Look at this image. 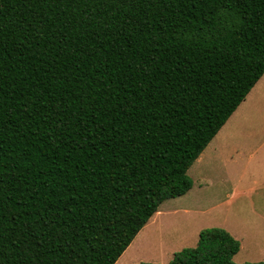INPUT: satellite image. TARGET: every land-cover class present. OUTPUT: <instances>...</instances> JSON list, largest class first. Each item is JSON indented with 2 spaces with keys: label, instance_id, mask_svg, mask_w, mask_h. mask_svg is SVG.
I'll list each match as a JSON object with an SVG mask.
<instances>
[{
  "label": "trees",
  "instance_id": "1",
  "mask_svg": "<svg viewBox=\"0 0 264 264\" xmlns=\"http://www.w3.org/2000/svg\"><path fill=\"white\" fill-rule=\"evenodd\" d=\"M263 74L264 0H0V264H115Z\"/></svg>",
  "mask_w": 264,
  "mask_h": 264
},
{
  "label": "rangeland",
  "instance_id": "2",
  "mask_svg": "<svg viewBox=\"0 0 264 264\" xmlns=\"http://www.w3.org/2000/svg\"><path fill=\"white\" fill-rule=\"evenodd\" d=\"M200 156L191 189L162 202L115 264H166L213 227L239 241L235 263L264 261V75Z\"/></svg>",
  "mask_w": 264,
  "mask_h": 264
},
{
  "label": "crops",
  "instance_id": "3",
  "mask_svg": "<svg viewBox=\"0 0 264 264\" xmlns=\"http://www.w3.org/2000/svg\"><path fill=\"white\" fill-rule=\"evenodd\" d=\"M263 75H264V74H263ZM263 75H262V76H263ZM260 79H261V78H260ZM260 79H259V80H260ZM259 80L257 81V83L259 82ZM257 83H256V84L254 85V87L250 90V92L248 93L247 96L250 95L251 91H253V89L255 88V86L257 85ZM247 96H246V97H247ZM224 125H225V124H224ZM224 125H223V126H224ZM223 126H222V127H223ZM221 129H222V128H221ZM221 129H220V130H221ZM220 130H219V131H220ZM219 131H218V132H219ZM217 134H218V133H217ZM217 134H216V135H217ZM215 137H216V136H215ZM215 137H214V138H215ZM214 138H213V139H214ZM204 163H205L204 157H203V156H199V157L195 160V162H194L193 164H199V165H201V164H204ZM193 164H192V165H193ZM191 167H192V166H191ZM191 167L189 168V170L191 169ZM189 170H188V171H189ZM155 215H158V212H156V213L154 214V216H155Z\"/></svg>",
  "mask_w": 264,
  "mask_h": 264
}]
</instances>
